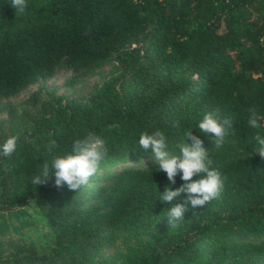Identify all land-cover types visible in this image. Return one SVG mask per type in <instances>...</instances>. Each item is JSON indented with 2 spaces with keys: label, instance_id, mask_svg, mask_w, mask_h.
Returning <instances> with one entry per match:
<instances>
[{
  "label": "trees",
  "instance_id": "trees-1",
  "mask_svg": "<svg viewBox=\"0 0 264 264\" xmlns=\"http://www.w3.org/2000/svg\"><path fill=\"white\" fill-rule=\"evenodd\" d=\"M10 4L0 0V114L11 111L3 100L51 79L59 67L72 72L65 82L72 87L116 63L135 91L109 80L84 104L52 91L29 97L39 113L14 134L16 151L0 155V213L32 203L56 241L70 238L79 251L66 261L21 243L5 254L0 243V264H247L264 256V160L254 151L264 121L248 125L250 110L264 117V0H27L23 14ZM208 112L233 121L220 147L198 128ZM157 130L177 155L186 132L202 140L221 173V196L189 205L181 232L146 243L125 263L83 262L105 231H143L153 218H166L171 204L159 200L166 173L153 159L147 167L129 164L152 155L138 141ZM89 132L105 141L100 166L112 168L101 181L77 192L57 188L54 177L31 183L45 161L70 152ZM7 138L0 133V144ZM183 183L178 174L171 187ZM5 233L1 223L0 237Z\"/></svg>",
  "mask_w": 264,
  "mask_h": 264
},
{
  "label": "clouds",
  "instance_id": "clouds-1",
  "mask_svg": "<svg viewBox=\"0 0 264 264\" xmlns=\"http://www.w3.org/2000/svg\"><path fill=\"white\" fill-rule=\"evenodd\" d=\"M10 6L16 13L23 14L27 8V0H11ZM260 121H264V117L257 115L255 110H250L248 125L257 128L261 126ZM232 127L233 121L230 118H221L214 112L204 114L198 123L200 132L213 137L215 147H220L224 143ZM184 137L191 143H185L184 138V142L178 146V155L168 150L165 135L159 130L151 134L141 133L138 141L140 149L151 151L153 162L158 166L157 170L166 173L170 187L164 188L159 200L171 204L165 216L169 225L184 220L189 205L192 208L203 207L207 202L218 199L224 188L221 173L213 166V160L209 156V151L203 147L202 140L193 135L191 130L186 132ZM254 139L258 144L254 151L261 160H264V137L256 135ZM17 143V136H9L0 144V155L5 157L12 155L17 149ZM55 147V141H52L48 147L50 154ZM106 155L105 141L95 133L89 132L83 138L73 141L70 152L53 155L50 163L45 161L40 171L33 176L31 183L44 185L54 177V185L57 188L67 185L70 190L77 192L97 174ZM178 174L184 183L173 190L171 186ZM181 194H186L185 201L174 203Z\"/></svg>",
  "mask_w": 264,
  "mask_h": 264
},
{
  "label": "rangeland",
  "instance_id": "rangeland-1",
  "mask_svg": "<svg viewBox=\"0 0 264 264\" xmlns=\"http://www.w3.org/2000/svg\"><path fill=\"white\" fill-rule=\"evenodd\" d=\"M223 30L221 29V32ZM72 76V72L65 68L56 69L53 77L47 80H40L31 84L23 92L5 99L2 102L10 106L11 111L0 114V133L5 137L17 134L19 131L30 127L29 118L39 113L38 106L27 102L35 92L46 95L52 91L54 95L79 103H86L89 94L96 91L100 85L109 80H118L121 90L134 92L135 86L123 80L121 67L112 63L98 69L89 71L80 78L75 86L69 87L65 82ZM152 155L138 158L131 161L130 165L146 167L150 165ZM145 163V164H144ZM109 166H100L96 175L89 183L101 181L105 171H111ZM184 220L175 225H169L167 218L155 217L149 228L143 231L127 229L125 227L113 228L100 234L95 240V247L82 261H107L114 263H125L132 254H141L148 242H155L158 238L170 233L181 232L184 227ZM6 226V233L0 237V243L5 249V254L13 251L17 243L25 247L32 245L39 253H59L66 261L77 258L79 251L78 244L70 238L63 239L60 243L56 241L51 232L47 231L45 222L34 204L29 203L24 207L10 212L0 213V224ZM247 264H264V256L258 257L255 261Z\"/></svg>",
  "mask_w": 264,
  "mask_h": 264
}]
</instances>
